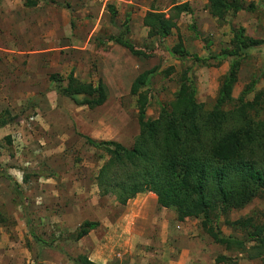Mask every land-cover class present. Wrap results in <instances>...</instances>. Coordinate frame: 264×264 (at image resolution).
<instances>
[{"label":"rangeland","instance_id":"1","mask_svg":"<svg viewBox=\"0 0 264 264\" xmlns=\"http://www.w3.org/2000/svg\"><path fill=\"white\" fill-rule=\"evenodd\" d=\"M27 1L0 0V118L18 117L15 122L0 128V252L5 254L0 263L41 264L40 252L46 249L63 255L70 264H74L68 257L85 256L80 240L57 242V238L72 233L84 221L99 224L93 229L98 238L101 232L100 214H108V218L115 221L123 213L113 193L106 196L100 194L95 176L106 157L102 151L89 146L82 135L94 133L93 139L110 141L119 139V134L125 135L126 127L127 130L132 126L134 128L137 109L131 94L134 80L131 76L153 67L160 74L152 78L147 88V118L156 119L162 107L170 106L184 70H187V77L194 84L196 102L205 111H210L219 96L222 77L233 59L219 61L215 58L221 55L222 49H233L230 45L232 33L239 28L243 29L245 36L259 40L261 44L246 51L232 84L230 95L233 100L222 109L229 110L237 105L242 95V102H246L251 101L257 93H264V0H240V11L235 14L228 11L222 21L210 14L206 0H31L36 2L33 7L25 6ZM182 3H187L188 11L180 14L176 28L170 35L165 38L147 36L148 29L142 25V18L148 11L163 13L168 18L174 14L172 7ZM110 6L116 12L113 16L109 11ZM14 12L23 13L28 18L38 16V25L31 24L29 32L25 24L19 27V24L10 23L11 17L16 18ZM40 12L42 18L46 16L44 13H50L57 19L63 18L60 14L70 17L69 22L66 20V25L61 27L67 41L66 48L63 50L61 43L51 40L57 47L53 51L70 58L64 71L68 73L69 69L83 63L88 72L89 61L91 75L87 81L96 84L101 78L95 69V65H99L109 91L107 103L102 109L72 108L70 111L73 112L68 113L66 119L58 117V113L62 114V105L52 106L57 112L54 118L60 120L59 126H67L73 138H56L48 132V127L44 131L39 128L37 114L41 110L34 99L41 90H36L32 85H45L48 74L35 66L37 62L34 66H26L27 56L32 55V49L40 44V40L43 41L42 38L50 40L49 37L55 33L53 28L47 30L42 26ZM125 24L128 26L127 33ZM65 29L70 35L66 34ZM74 30L80 31L82 36L72 39ZM122 32L135 47L149 53V57L137 58L123 48L114 49V43L107 39ZM86 36L89 42L84 41ZM179 39L188 55L184 60L173 57L172 53ZM79 50L83 56L78 54ZM63 61L66 62L67 58L64 57ZM57 64L62 65L60 61ZM54 69V66H50V71ZM27 72L34 83L24 81ZM12 85L19 89L10 90ZM48 90L55 93L51 89V82ZM10 96L16 105L13 110L11 106L8 110L4 102ZM19 100L22 105L17 108ZM69 107L65 105L64 111ZM31 117H36V120L30 121ZM261 118L264 119V114ZM104 131L107 132L104 138L97 135ZM6 137H9L10 144L6 142ZM48 164L57 165L58 170L53 172ZM23 173L28 178L26 183L22 182ZM66 178L72 180L71 184L61 181ZM42 193L44 196L41 197ZM57 195L62 196L65 203L56 200ZM63 214L71 215V225L70 219L67 222L61 219ZM250 216L255 223L264 226V197L254 199L243 209L231 210L227 216H219L217 228L224 236L241 240L246 237L245 233L229 225ZM201 235L202 241L215 244L204 232ZM34 237L44 243L54 241L63 253L43 248L34 242ZM222 248L218 256L224 254L234 258L233 264H264L260 259H248L245 253L229 252Z\"/></svg>","mask_w":264,"mask_h":264},{"label":"trees","instance_id":"2","mask_svg":"<svg viewBox=\"0 0 264 264\" xmlns=\"http://www.w3.org/2000/svg\"><path fill=\"white\" fill-rule=\"evenodd\" d=\"M206 1L210 14L218 21L224 20L228 11L234 14L240 11V0ZM28 5H35V2L28 1ZM172 10L174 14L168 18L152 10L144 15L142 25L148 29L147 36L165 38L170 35L180 14L188 11V5H175ZM109 11L112 16L116 13L111 6ZM125 31H128L127 25ZM107 40L135 57H149V53L129 42L123 32L109 36ZM260 44L259 40L245 36L242 28L233 31L230 40L233 49H222L221 55L215 58L219 61L233 59L222 77L219 96L210 111H205L196 102L194 84L184 70L170 106L162 107L156 119L147 118V88L152 78L160 73L156 67L140 73L131 85L139 127L131 146L125 147L116 141L97 142L85 137L89 146L102 151L106 157L95 176L100 194L113 193L117 202L125 205L138 194L153 193L158 205L173 210L178 220L200 219L203 232L213 243L229 252L245 253L250 260L264 262V226L255 223L251 216L229 225L245 233L246 237L241 240L224 236L217 228L219 216H227L231 210L243 209L254 199L264 197V119L261 118L264 93L259 92L246 102H242V95L237 105L229 110L222 109L233 100L230 95L232 84L246 51ZM172 53L177 59L188 58L180 39L173 46ZM49 80L53 91L77 107L94 109L106 101L107 92L101 80L96 84L82 82L74 77L73 69L65 79L52 74ZM64 80L66 84H63ZM17 119L16 116L0 118V128ZM6 142L10 144L9 137ZM22 182H28L26 173H23ZM98 225L97 222L84 221L72 233L60 235L57 242H77ZM34 242L63 253L54 241L44 243L34 237ZM68 258L74 264H94L86 256ZM233 259L217 256L215 261L233 264Z\"/></svg>","mask_w":264,"mask_h":264},{"label":"crops","instance_id":"3","mask_svg":"<svg viewBox=\"0 0 264 264\" xmlns=\"http://www.w3.org/2000/svg\"><path fill=\"white\" fill-rule=\"evenodd\" d=\"M28 1L25 6L33 7L36 5L35 1H31L35 2V5H28ZM38 14L41 17L42 13L40 12ZM65 14H67V12ZM43 15L46 16L43 18L41 17L42 26L44 25L47 30L53 28V31L55 32L54 36H52L53 38L49 37L51 38L50 40L45 37L42 38L43 41H39L40 44H38L36 48L32 49V55L27 56L28 64L26 65L28 67L34 66V64L37 62V65L35 66H37L38 69H44L46 71L45 73L48 74L47 83L45 85L41 87H37L38 85L36 84L32 85L33 87H36V90H41V92L38 93L37 99H34L38 104L37 107L39 106L41 110L37 114L38 120L40 121L39 128L41 131L49 129L48 132L56 138L62 136H65V138H73L74 135L73 133H68L69 129L67 128V126H65L66 129L62 125L59 126V119L60 117H62V119L65 117L66 119L68 113L73 112L72 110L70 111V109L74 108L75 110L77 106L74 105L71 100L66 97L60 96L59 94H56V92L50 93L48 90L50 80L48 81V79L52 74H58L60 77L65 79V77L73 69L74 77L76 79L82 82H89L87 80H89V77L91 75V64L89 63V61L87 62L88 72L86 71V65H83V63L77 64V67H75V69L72 67L71 69H69L68 73L64 71L66 66L69 64L70 58L65 54L59 56L58 51H53L57 47L53 45L52 41L61 43V48L63 50L64 48H66L65 42L67 41L64 39V29L62 30L61 27L66 25V20H68L69 22L70 17L69 15L66 16L60 14L63 18L57 19V17H53L50 13H44ZM13 16H16V18L12 19L11 17L10 23L15 25L19 24V27L25 24V28H28L29 30L31 24L38 25L39 17L36 15L30 16L28 18L27 16H24L23 13L18 14L14 12ZM47 16H49L50 18H48ZM82 29L84 30V28ZM65 32L67 35H70L67 29H65ZM30 35L32 36L31 33ZM43 36L44 35L42 34V37ZM79 36H82V33L80 34V31L74 30L72 32L71 38L74 39L75 37ZM87 40L89 42V39L86 36L84 38V41ZM119 48L123 47L114 44V49ZM126 51L129 53L128 50ZM78 54L80 56H83V53H81L80 50ZM95 55L98 56L97 54ZM24 56L26 57V55ZM85 56L87 55L85 54ZM64 57L67 58L66 62L63 61ZM58 61H60L62 65H58ZM50 66H54L55 69L53 71H50ZM98 66L99 65H95V69L97 68L98 74L101 77L98 78V81L101 80L103 82L106 88L107 98L103 105L94 108V110L102 109L106 105L109 97L108 88L106 86V83L103 81V76L101 74L100 67ZM142 72L136 73L134 76H131V78L134 77L133 79H135ZM25 79V82L34 83L32 81L33 77L30 79L28 72L25 75ZM63 84H66V80H64ZM25 88L26 87H23L22 89ZM12 89L19 88L15 85H12V88L10 90ZM4 102L7 104L8 110H10L9 106H11V110L16 107V105L12 102L11 96ZM21 105L22 102L21 100H19L17 108H20ZM55 105H62L63 107L62 114L58 113V120L53 116L57 113L52 109V106ZM65 105H69L71 107L67 108L64 111ZM32 118L34 120L36 117ZM108 122L109 120L106 121V123ZM97 123L100 124L101 122H99L98 120ZM64 132H66L67 134H64ZM138 133L139 127L138 123L136 122L134 128L133 126L128 130L127 127L125 128V133H123L125 135L119 134V139L110 141H116L125 147H130L132 143L131 141H133L131 138L133 136H137ZM97 135L101 136V138H104L103 136H107V132H100L97 133ZM82 136L97 141L96 139H93L95 137L94 133L88 136ZM48 166L50 167V169H52L53 172L56 169L58 170L57 165L48 164ZM61 181L65 182L66 184H71L70 181L72 180L66 178L62 179ZM42 196H44V193H42L41 197ZM55 199L59 200L61 203H65V200L62 196L57 195ZM120 207L123 213L119 214L118 218H116L115 221L110 220L108 218V214H100L101 219L99 222L101 224V232L98 234V238L95 237L96 234H94L93 230L91 233H88V235L80 240V244L83 248L82 253L87 257L89 261L93 262L94 264H225L216 263L215 261L216 257L219 255L218 251L221 250L220 248L222 247L216 244H208L200 239V237L202 236L201 232H203L200 219L189 217L185 218L184 220H178L177 215L173 210L163 208L158 205L157 197L155 194L150 192L138 194L134 198L128 200L125 205H120ZM67 213L72 214L70 212ZM69 216L71 215L63 214L61 216V219L65 222H67V220L69 221L70 219L71 225L72 222ZM88 236H90V238L86 240ZM92 237L93 240H90ZM221 256L225 255L222 254ZM4 257L5 254L0 252V261ZM40 258L41 264H70V261L63 257V255L46 249L40 252ZM238 264L243 263L239 262Z\"/></svg>","mask_w":264,"mask_h":264},{"label":"built area","instance_id":"4","mask_svg":"<svg viewBox=\"0 0 264 264\" xmlns=\"http://www.w3.org/2000/svg\"><path fill=\"white\" fill-rule=\"evenodd\" d=\"M32 120H33V118L31 117V118H30V121H32Z\"/></svg>","mask_w":264,"mask_h":264}]
</instances>
